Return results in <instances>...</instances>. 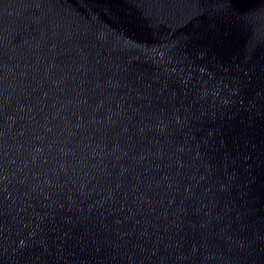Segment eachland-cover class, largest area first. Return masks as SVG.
<instances>
[{
    "label": "water",
    "instance_id": "water-1",
    "mask_svg": "<svg viewBox=\"0 0 264 264\" xmlns=\"http://www.w3.org/2000/svg\"><path fill=\"white\" fill-rule=\"evenodd\" d=\"M0 264H264V0H0Z\"/></svg>",
    "mask_w": 264,
    "mask_h": 264
}]
</instances>
